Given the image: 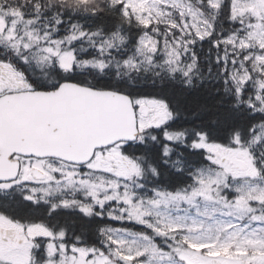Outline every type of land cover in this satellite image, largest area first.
<instances>
[{
	"label": "snow or ice",
	"instance_id": "snow-or-ice-1",
	"mask_svg": "<svg viewBox=\"0 0 264 264\" xmlns=\"http://www.w3.org/2000/svg\"><path fill=\"white\" fill-rule=\"evenodd\" d=\"M0 264H264V0H0Z\"/></svg>",
	"mask_w": 264,
	"mask_h": 264
}]
</instances>
